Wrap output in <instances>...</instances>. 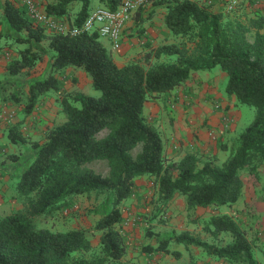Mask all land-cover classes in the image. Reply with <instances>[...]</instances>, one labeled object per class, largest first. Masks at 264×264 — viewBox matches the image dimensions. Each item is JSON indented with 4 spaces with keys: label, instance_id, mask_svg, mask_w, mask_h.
<instances>
[{
    "label": "trees",
    "instance_id": "trees-1",
    "mask_svg": "<svg viewBox=\"0 0 264 264\" xmlns=\"http://www.w3.org/2000/svg\"><path fill=\"white\" fill-rule=\"evenodd\" d=\"M112 9L120 0H98ZM163 22L179 41L151 48L144 53L143 64L128 62L117 66L95 31L75 35L45 33L14 0L0 3V24L5 32L0 38H10L26 46L7 59V75L27 72L46 54L45 48H35V42L47 41L53 50L48 72L24 82L25 89L14 85L9 99L18 104L21 97L23 116L28 115L38 98L57 87L52 72L66 66L82 68L90 77L97 96L72 95L63 100L64 120L46 129L43 139L29 141L30 160L17 174L15 193L24 197L22 210L0 216V264H135L122 260L125 254L124 236L118 228L122 199L135 189L134 178L153 177L158 200L165 205L175 194L183 196L186 210L195 207L232 205L241 193L240 172L255 173L264 166V34L263 14L245 24L238 19L224 18L221 11H211L196 0H163ZM79 2L73 25H79L88 13L89 0H56L44 6V11L61 19L70 4ZM254 28L253 38L246 32ZM190 42V45H187ZM171 57L150 61L151 57ZM218 66L226 76L224 91L233 94L237 103L253 107V118L238 134L223 145L228 153L222 162L214 156L198 165L197 157L185 153L173 160L164 155L162 142L155 126L142 116L145 100L167 93L183 82L193 71ZM102 129V137L96 134ZM11 143H25L18 124L8 128ZM140 144L132 155L130 150ZM13 156V155H12ZM16 158V157H15ZM96 159L106 161L108 172L101 175L85 166ZM91 191L104 194L107 209L93 223L99 231V254L85 257L91 243L81 228L51 231L37 228L33 218L68 204L77 194ZM201 229L215 237L227 233L230 239L221 245L209 243L196 235L180 232L161 239L155 251L178 255L168 248V240L191 244L207 255L221 258L228 264H259L240 225L228 214L210 215L202 221ZM78 251V255H71ZM181 264H195L189 260Z\"/></svg>",
    "mask_w": 264,
    "mask_h": 264
},
{
    "label": "rangeland",
    "instance_id": "rangeland-1",
    "mask_svg": "<svg viewBox=\"0 0 264 264\" xmlns=\"http://www.w3.org/2000/svg\"><path fill=\"white\" fill-rule=\"evenodd\" d=\"M56 0H37L40 8L44 10V6L48 3H53ZM92 1V0H91ZM220 0H217V2ZM2 0H0V3ZM215 0H211L212 5ZM228 0H222V12L224 18L238 19L247 24L249 19L261 13L263 10L264 0H236L233 10L227 11L225 4ZM70 4L68 14L62 15L61 20L68 25H73V19L79 8ZM100 4V3H99ZM261 4V7L259 6ZM104 6V5H103ZM259 7V8H258ZM254 28H249L246 32L247 40L253 38ZM45 33H50L45 31ZM98 39L104 42L105 38L99 36ZM174 41H179L178 37ZM190 42H187V45ZM26 46L25 43H18L10 38H0V66L4 67L7 59L16 55L18 48ZM35 48H45L46 54L42 60L37 61L34 66L25 73H20L16 76L7 75L6 71L0 73V164L8 161L13 162L11 156L19 158L18 167L22 168L26 164L24 159L30 151L29 141H40L47 128L62 122L64 116L58 113L61 111L62 101H71L72 104L79 106V102L72 101L73 94H83L97 96L99 91L92 88L90 85L89 75L80 67L72 66V68H63L59 73L52 72V76L57 79V87L47 91L40 96L31 110V112L23 116L21 107L24 103L23 96L18 104H15L13 99H9L10 91L14 85L9 84V80L13 84L19 85L25 89L24 82L30 81L38 77H44L48 70V63L53 55V50L47 47L46 40L35 42ZM143 56L140 55L138 60L143 64ZM171 57H161V61L170 59ZM151 60V59H150ZM218 67V66H217ZM219 68V67H218ZM220 69V68H219ZM171 98V97H170ZM172 99V98H171ZM238 117L235 120V136L246 126L253 118V107L244 104L236 103ZM64 114V113H63ZM37 115V116H36ZM40 116L42 119H40ZM35 117H38L37 119ZM61 119V121H60ZM18 124L19 132L25 138V143L14 144L6 137L8 128ZM99 135V134H98ZM230 138L227 144L234 139ZM133 153V152H132ZM228 153L226 149L225 155ZM212 157V156H210ZM209 158V157H208ZM15 160V159H14ZM203 160H201L202 162ZM200 161H198V164ZM201 164V163H200ZM93 168L100 170L101 167L95 163L89 164ZM260 165V164H259ZM258 165V166H259ZM249 171L244 169L240 172V178L249 188L248 181L250 180ZM143 179L136 184L133 194L125 199H122L118 207L121 212V221L118 223V228L124 236L125 254L122 260L134 262L135 264H181L189 260L195 264H228L225 260L207 255L201 248L191 244L175 242L172 238L168 240V248L178 252L175 256L171 253H163L155 251L154 248L161 239L180 232H188L196 235L202 240L216 245L226 243L230 237L227 233H220L213 237L208 232L201 229V223L210 215H219L223 212L230 215L243 229L246 238L251 243L252 253L259 264H264V244L260 245L255 236V230L259 224L258 217L250 214V205L248 200H236L232 205H224L222 208L200 207L186 210L184 207L183 196L175 194L174 197L165 205L161 200H158L153 177L143 175ZM249 180H247V179ZM13 185H9L7 194H14L17 198L18 207L13 211L22 210L24 197L13 193ZM20 204V206H19ZM105 204L104 194L91 191L88 194H77L70 198L68 204L62 208L55 209L49 213L40 214L33 218V224L37 228H45L51 231H66L69 229L81 228L84 230L85 236L91 243L89 251L81 252V255L90 257L94 254H99L98 235L99 231L93 228V223L99 217L101 212L107 209ZM197 211H196V210ZM12 212V211H11ZM10 213V212H9ZM3 208H0V216L9 214ZM78 251L72 252L71 255H78ZM235 264V263H232Z\"/></svg>",
    "mask_w": 264,
    "mask_h": 264
},
{
    "label": "crops",
    "instance_id": "crops-1",
    "mask_svg": "<svg viewBox=\"0 0 264 264\" xmlns=\"http://www.w3.org/2000/svg\"><path fill=\"white\" fill-rule=\"evenodd\" d=\"M196 1L199 4H207V0ZM72 3L75 6L78 5L77 2ZM99 3L98 0H89L88 11L102 5ZM262 4L264 7V3ZM208 6L211 11L223 9L222 0L218 2L215 0L212 5ZM259 6L261 7V4ZM164 12L163 0H150L143 7L134 11L124 24L121 46L117 51L110 50L109 42L106 38L104 42L98 40L109 51L113 62L117 66H122L128 62L141 63L138 60L140 55L149 52L151 48L158 45L174 41L175 36L164 25ZM260 14H263V25L259 31L264 34V8ZM252 17L254 16L252 15ZM5 30V26L0 24V32H5ZM161 57L165 56L161 55L158 58L152 56L150 61H161L159 59ZM64 68H72V66ZM1 72H5V67L0 66ZM225 80V73L217 66L208 70H196L167 93L143 102L142 116L157 129L162 142V150L166 157L176 160L185 153H192L201 163V160L204 161L208 157L214 156V163L217 165L226 157V149H223V145H227L230 138L235 135L234 124L238 117V111L235 109L237 103L235 96L226 94L224 91ZM166 97L173 98L172 108L166 106ZM58 113L62 119L64 114L61 111ZM223 116L231 117L232 122L222 124L221 119ZM35 118L37 119L38 117ZM40 119H42L41 116ZM106 132V129H102L96 134V137H102ZM139 148L140 144H136L130 150V153L134 155ZM30 156L31 153L29 151L27 161L30 160ZM11 158L13 162L8 163L5 160V162L0 164V208L5 209L8 213L18 207L17 198L14 194L8 195L7 189L9 185L14 187L18 171L21 169L17 165L20 157L11 156ZM91 163L100 166L101 171L90 166L89 164ZM85 166L101 175H106L108 172L104 159L92 160L85 163ZM142 176L139 175L134 178L135 186L143 179ZM248 177H250V180L246 179L249 180V188L247 189L241 179V193L237 200H240V198L244 200L246 196V201L248 200L249 203L253 202L249 206L250 214L258 217L257 220H259V224L256 225L255 236H257V242L263 245L264 166L262 164L257 166L256 172L250 173ZM223 206L221 205L217 208H222ZM195 208L198 209L200 207ZM221 212L226 213L223 210Z\"/></svg>",
    "mask_w": 264,
    "mask_h": 264
},
{
    "label": "built area",
    "instance_id": "built-area-1",
    "mask_svg": "<svg viewBox=\"0 0 264 264\" xmlns=\"http://www.w3.org/2000/svg\"><path fill=\"white\" fill-rule=\"evenodd\" d=\"M22 5L28 17L36 24L40 25L45 31L50 33H60L75 35L81 31H95L98 36L106 38L109 42L110 50L117 51L121 46L122 29L130 15L143 7L150 0H120L112 9L100 5L89 10L79 25H68L60 18L48 15L42 10L37 0H14ZM211 0H207L209 4ZM236 0H228L225 9L231 11L234 9ZM172 98V97H171ZM165 98L168 108L173 107V98ZM222 124L232 122L231 117L223 116Z\"/></svg>",
    "mask_w": 264,
    "mask_h": 264
}]
</instances>
